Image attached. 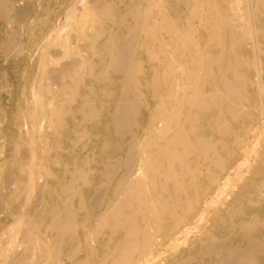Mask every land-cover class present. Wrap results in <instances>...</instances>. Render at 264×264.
<instances>
[{
	"label": "bare ground",
	"instance_id": "obj_1",
	"mask_svg": "<svg viewBox=\"0 0 264 264\" xmlns=\"http://www.w3.org/2000/svg\"><path fill=\"white\" fill-rule=\"evenodd\" d=\"M36 52L0 264H264V0H0V61Z\"/></svg>",
	"mask_w": 264,
	"mask_h": 264
},
{
	"label": "rangeland",
	"instance_id": "obj_2",
	"mask_svg": "<svg viewBox=\"0 0 264 264\" xmlns=\"http://www.w3.org/2000/svg\"><path fill=\"white\" fill-rule=\"evenodd\" d=\"M20 6H22V3L20 4ZM71 34H72V38H73V41H74L75 40V37L73 35L74 33L72 32ZM80 42H82V41H78V43H80ZM59 49L60 48H58L56 46H51L48 49L47 56H48V58L53 60L52 67H58L60 65L61 61L65 62V61H67V59L69 60L71 57L75 56L74 54H70L69 56H66L65 58L64 57L61 58L60 56H56L55 54L60 51ZM38 55H39V53L36 52L33 55V57H31L29 59L27 57H25L24 61H23V57L24 56L21 55L20 57L17 58V60H16L17 63L15 62V63H12V64H6V63H3L2 61H0V73H2L4 75V77L6 78L7 85H8V88H9L8 91H2L3 94L7 95L10 90L20 88V84L23 81V72H24V70H22L23 67L27 66V65L30 67L31 64H33V60L34 59H38ZM57 60H59V61L61 60V61L58 63ZM18 63H21V66H18ZM18 97H20V95H18ZM1 123L3 124L4 122H1ZM5 142H6V137L0 138V159L4 155V150H5V145H6ZM21 149H18L17 152H16L19 156L22 155V150ZM159 263L165 264L166 260L165 259H161V260H159Z\"/></svg>",
	"mask_w": 264,
	"mask_h": 264
}]
</instances>
